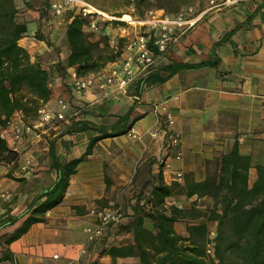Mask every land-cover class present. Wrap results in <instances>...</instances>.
I'll list each match as a JSON object with an SVG mask.
<instances>
[{"label":"crops","instance_id":"crops-1","mask_svg":"<svg viewBox=\"0 0 264 264\" xmlns=\"http://www.w3.org/2000/svg\"><path fill=\"white\" fill-rule=\"evenodd\" d=\"M62 44L65 50L56 49L60 53L52 58V66L64 65L68 49L63 37ZM123 56L103 71L118 65ZM171 62L191 67L156 81L163 74L160 68ZM74 71L66 67L50 73L51 95L43 104L56 113L63 102L64 118L54 120L39 136L27 137L14 166L0 163V197L11 195L10 201L0 198V256L9 254L1 264H140L138 257L100 254L105 247L129 242L131 232L112 228L105 232L104 243L88 240L84 228L97 224L95 210L120 208L130 213L148 195L158 173L167 184L183 182L186 175L201 181L234 144L240 153L250 155L254 165L264 163V0H237L208 10L157 59L149 74L129 82L126 93L114 87L77 93L70 85ZM127 113L129 122L135 118L131 129L97 141L85 156L90 138L98 134L92 126H111ZM168 117L173 124H168ZM10 120L28 122L20 113ZM76 121L86 122V129L74 130ZM171 132L179 136L175 148L167 147ZM82 156L61 201L45 212L44 221L3 244L28 216L32 198L57 181V162ZM179 172L181 179L175 177ZM254 174L251 169L250 182ZM195 199L171 196L165 204L188 208ZM126 220L124 216L122 222ZM144 227L152 229L150 219L144 218ZM54 254L58 260L52 259Z\"/></svg>","mask_w":264,"mask_h":264},{"label":"trees","instance_id":"trees-1","mask_svg":"<svg viewBox=\"0 0 264 264\" xmlns=\"http://www.w3.org/2000/svg\"><path fill=\"white\" fill-rule=\"evenodd\" d=\"M43 1L46 7H50L48 0ZM150 1L131 0L136 9L133 16L143 18ZM154 1L157 9L174 14L191 0ZM165 2L174 8L166 10ZM16 14L14 0H0V129L7 126L14 113L22 114L24 121L33 120L37 109L51 95L49 70L39 62L31 61L26 49L19 45L29 26L17 21ZM86 23L87 18L79 13L67 16L61 38L68 54L64 65L61 62L55 65L57 73L66 67H73L79 76L98 73L123 55V38L115 46H110L106 39L93 41L91 32L83 29ZM109 23L112 22H106V25ZM33 35L48 47L59 48L61 40H48L39 29ZM189 67L191 65L184 63H168L160 68L163 74L156 81H164L178 70ZM134 120L129 122L127 113L118 116L111 126H92L98 134L90 138L85 156L97 141L126 133ZM72 126L74 130H83L86 122L76 121ZM85 156L57 162V181L46 193L32 198L27 205L28 216L5 236L3 244L17 240L32 224L44 221L45 212L61 201L69 176ZM18 157V152L11 150L0 136V163L14 166ZM251 169H255L252 182L249 177ZM178 195L186 198L196 196V199L188 208L165 204L166 198ZM204 198L209 199L207 204H197ZM124 216L127 220L119 222L115 228L131 232L132 239L122 245L103 248L101 255L106 254L113 259L134 256L139 258L140 264H264V163L254 165L250 155L240 153L238 145L234 144L220 154L201 181L186 175L183 182L167 184L158 173L151 181L150 191L143 202L135 203L131 212H124ZM144 218L150 219L152 229L144 227ZM176 222L185 224L186 235L175 231ZM211 223L216 225L213 237L210 236ZM104 239L105 236L98 240L104 243ZM8 259L7 252L0 256V262Z\"/></svg>","mask_w":264,"mask_h":264},{"label":"built area","instance_id":"built-area-1","mask_svg":"<svg viewBox=\"0 0 264 264\" xmlns=\"http://www.w3.org/2000/svg\"><path fill=\"white\" fill-rule=\"evenodd\" d=\"M237 0H209V6L206 10L198 15H193L189 8L172 17H156L153 12L149 11L143 18H132L126 15H112L101 10H98L88 2L83 0H55L52 5V15L54 17H62L66 5L75 4L78 8V13L83 17L88 18L89 26L97 29V22L94 18H100L105 22H113L124 25L121 27V33L124 34L128 26L143 29L131 38L125 39L123 45V58L118 65L110 66L106 70L98 72V76L85 75L79 76L76 71L70 73V85L73 91L82 93L90 88L98 87L104 89L106 87H114L122 93H126L129 82L137 75L149 74L155 66L157 59L165 55L172 43L180 36L193 27L201 16L208 10L216 9L222 6H228ZM125 38V36H124ZM112 42V41H111ZM110 46H115L116 43H111ZM99 77V78H97ZM60 110L56 113L49 111L44 105H41L36 112L33 120L23 123L8 122L7 126L0 130V136L3 138L8 147L19 153V148L29 136L40 135L54 122V120H62L64 104L60 102ZM168 124H173L171 117L167 118ZM133 137L136 134L131 131ZM168 148H175L179 144V136L171 132L169 133ZM27 166H24L26 168ZM177 179L182 178V174L176 173ZM5 199L10 198V194L2 195ZM97 224L93 227H85L84 232L89 241H95L105 235L108 229L115 228L124 218V212L120 208H106L94 211ZM86 253V250H83ZM53 260H58L57 254L52 256ZM67 264V263H59Z\"/></svg>","mask_w":264,"mask_h":264},{"label":"rangeland","instance_id":"rangeland-1","mask_svg":"<svg viewBox=\"0 0 264 264\" xmlns=\"http://www.w3.org/2000/svg\"><path fill=\"white\" fill-rule=\"evenodd\" d=\"M48 1L52 5V3L55 0H48ZM83 1L88 2L98 10H101L108 14H112V15L120 14V15L132 16V18H138L133 16L134 14H136V9L131 4V0H83ZM14 2L17 7V14H16L17 21L25 22L29 26L28 33L23 37L24 39H22L23 41L20 43L23 45L20 46H25L24 49L27 48L28 50L27 52L31 61H37L41 65L47 66V68H49V72L52 73V71L55 70L54 69L55 65L52 66L50 63L52 62V58L55 56V54L58 55L57 53H59L60 50H58L57 52L55 48H50L47 45H45L43 42L36 40L33 34H35V31L39 29L40 34L45 38H47L48 40L50 39L53 40L57 38V41L59 42L61 40V35L66 25V18L70 14H78L77 6L75 4L69 3L66 5L62 17H54L52 15L51 5L50 7H46L43 0H14ZM208 2L209 0H191L189 4L181 6V8L178 10L177 13L167 14L165 13L164 10L157 9L155 7V5H157V2L151 0L149 6H147V8H145L144 10H146V14L149 11L153 12L154 16L156 17H164V16L172 17L182 11H186L189 8H191L192 11L190 13L193 15H198L203 10L208 8L209 6ZM165 4H166L165 5L166 10H171L172 8H174L171 3L165 2ZM94 19L97 22V29H93L89 26L90 20L88 18H87V23L83 27L85 31L91 32L90 38L93 41L103 42V39H106L108 44H110V42L112 41L114 42V44L116 43L117 45L119 39L123 38L124 40L122 41L121 44L123 46L126 37L131 38L141 30H143L138 26L136 27L128 26L126 28L125 33L122 34L121 27H124V25L113 22L106 25V22L101 20L100 18H94ZM60 47L62 49L65 46L64 44L59 45L58 49H60ZM9 122H11V120H9ZM213 166L214 164L211 167ZM252 179L253 177L252 178L250 177V181ZM2 195L0 198L3 199L4 201L11 200V195L9 199H5L4 197H2ZM208 202L209 199L204 198L201 201H198L197 204L203 206ZM215 227H216L215 224L213 223L209 224L211 237H213L215 234ZM174 229L177 233L181 235H186L185 224L183 222H176V224L174 225ZM107 231H110V229H108ZM182 231H184L183 234L181 233ZM209 249L211 250L210 246Z\"/></svg>","mask_w":264,"mask_h":264}]
</instances>
